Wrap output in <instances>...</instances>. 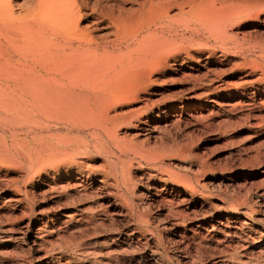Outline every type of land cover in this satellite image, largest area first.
<instances>
[{
	"label": "rangeland",
	"instance_id": "1",
	"mask_svg": "<svg viewBox=\"0 0 264 264\" xmlns=\"http://www.w3.org/2000/svg\"><path fill=\"white\" fill-rule=\"evenodd\" d=\"M18 1L24 6L32 0ZM236 8L224 10L241 14L231 28L237 41L204 30L193 38L186 33L184 49L199 58L197 67L207 75L199 83L182 76L160 81L148 101L156 114L171 102L206 98L215 110L209 111L207 103H198L196 110L173 109L170 115L180 114V120L157 128L146 142L132 140L147 152L159 146L151 152L159 155L158 164L174 178L181 174L199 180L198 189L208 203L201 205L186 196L181 214L164 213L149 204L156 180L142 172L151 164L146 159L137 164L140 158L132 153L122 156L133 164V209H128L116 197L114 185L100 183L116 159L103 139L57 121L50 129L34 132L20 123V117L3 115L7 119L0 125L11 120L5 129L0 126V264H264V3L244 11ZM209 50L218 59L209 62ZM221 86L236 98L229 99L228 92L206 95L208 89ZM243 99L258 105L257 117L240 111L238 102ZM141 101L125 104L124 110L138 108ZM163 116L154 124L164 125ZM142 126L133 132L145 131ZM66 157L82 160L78 169L90 174L75 179L76 173L68 178L55 172L57 161ZM248 172L245 178H235ZM76 181L87 186L83 197L76 193ZM66 192L80 198L70 201ZM139 214L149 222L139 221Z\"/></svg>",
	"mask_w": 264,
	"mask_h": 264
},
{
	"label": "bare ground",
	"instance_id": "2",
	"mask_svg": "<svg viewBox=\"0 0 264 264\" xmlns=\"http://www.w3.org/2000/svg\"><path fill=\"white\" fill-rule=\"evenodd\" d=\"M263 3L264 0H32L23 6L18 0H0V121L7 119L3 115L14 114L20 117L21 124L32 126L34 132L50 129L51 122L57 121L70 130L103 139L107 150L116 159L100 177V183L114 185L116 197L128 209H133V164H127L126 157L122 156L132 153L140 158L135 160L137 164L143 159L150 161L151 167L142 172L143 177L148 175L147 178L156 180L152 192H149V204L160 206L164 213L181 214L185 211L182 203L186 202V196L200 201L201 205L208 203V198L198 189L199 180L181 174H175L180 176L174 178L170 171L166 172V166L163 169L158 164L159 155L151 152L159 146L147 152L136 143L140 138H145L146 142L155 136L157 128L161 130L162 126L180 120V114L178 117L170 115L173 109L187 107V110H196L198 103H207L209 111L215 110L207 98L171 102L165 111L159 109L157 114L153 113L154 107L148 106L160 81L182 76L199 83L207 75L197 67L199 58L193 56L191 50L184 49L189 36L186 33L190 32L193 38L204 30L237 41L238 37L231 28L241 19L238 10L243 7L244 11V7ZM233 5L239 7L236 8L238 12L224 10V7ZM215 59H218L215 51L209 50L208 61ZM187 62H191L188 68L185 67ZM227 89V86L215 91L208 89L206 95L226 94ZM234 96L236 98V94L228 98L232 100ZM140 98L142 104L138 108L128 106L124 110L125 104ZM245 100L238 102L240 111L257 117L258 105L255 108ZM161 116L165 118L164 125L154 124V119ZM10 120L0 125L2 129ZM141 125L145 131L137 129L133 132ZM132 140L138 141L134 143ZM39 148L35 151H40ZM82 163V160L66 157L58 160L53 169L68 178L76 173L74 178L78 179L90 174L78 169ZM249 174L243 173L235 178H245ZM78 182L73 185L80 188H75L76 193L83 197L88 189ZM66 196L70 199L79 197L67 192ZM72 199L70 201L74 202L76 198ZM98 206L95 208L101 205ZM67 215L73 219L72 213ZM139 218V221H148L144 215L139 214ZM178 225L179 229L183 228L181 223Z\"/></svg>",
	"mask_w": 264,
	"mask_h": 264
}]
</instances>
